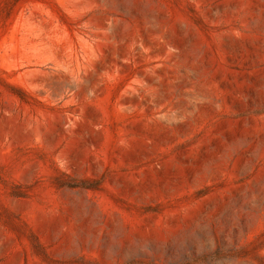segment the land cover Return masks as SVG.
I'll return each mask as SVG.
<instances>
[{
  "label": "rangeland",
  "instance_id": "374dc122",
  "mask_svg": "<svg viewBox=\"0 0 264 264\" xmlns=\"http://www.w3.org/2000/svg\"><path fill=\"white\" fill-rule=\"evenodd\" d=\"M0 264H264V0H0Z\"/></svg>",
  "mask_w": 264,
  "mask_h": 264
}]
</instances>
